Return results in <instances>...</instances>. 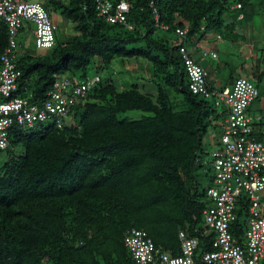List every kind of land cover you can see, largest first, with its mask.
<instances>
[{"label": "trees", "instance_id": "1", "mask_svg": "<svg viewBox=\"0 0 264 264\" xmlns=\"http://www.w3.org/2000/svg\"><path fill=\"white\" fill-rule=\"evenodd\" d=\"M126 1L131 29L100 18L95 0H42L72 22L74 33L60 39L56 25L55 43L43 51L23 50L18 40L15 94L41 105L56 75L97 80L61 127L51 120L9 127L8 145L0 149L6 153L0 161V264H139L123 243L130 228L145 230L171 256L181 253L183 230L197 238L194 257L205 264L200 255L213 239L203 219L213 179L205 139L221 127L226 109L191 93L179 47L212 32L221 38L231 5L249 0ZM153 7L166 30L156 26ZM176 28H186V35ZM7 41L0 21V53ZM114 60L143 66L151 90L116 82L110 71L99 75ZM133 110L142 113L126 114ZM247 206L242 192L231 228L236 237L245 229Z\"/></svg>", "mask_w": 264, "mask_h": 264}, {"label": "built area", "instance_id": "2", "mask_svg": "<svg viewBox=\"0 0 264 264\" xmlns=\"http://www.w3.org/2000/svg\"><path fill=\"white\" fill-rule=\"evenodd\" d=\"M95 8L97 15L108 23L132 28L127 20L130 4L126 0H95ZM153 12L156 26L166 30V24L158 23L154 7ZM0 21L8 29V41L0 53V149H4L8 145V129L13 124L31 127L36 122L50 120L58 127L66 124L73 105L86 94L97 76L78 80L56 75L41 105L15 94L20 76L15 63L20 52L17 36L26 28L34 48L46 50L55 43L56 25L48 9L38 0H0ZM175 32L185 36L187 29L176 28ZM179 53L191 93L212 98L216 105L223 104L226 109L218 144L209 154L213 179L206 190L209 204L203 210L204 223L213 232V239L210 249L200 255V260L205 264H264V141L254 136L246 115V108L257 97L258 89L249 79L238 76L230 90H216L208 85L207 72L190 55L186 45L179 47ZM200 55L217 56L215 51L206 49H201ZM242 192L248 198V206L240 238L233 235L231 228L236 218L237 199ZM178 237L181 253L177 256L156 248L143 229L126 230L123 243L131 258L139 264H199L194 257L197 238L183 230L178 232Z\"/></svg>", "mask_w": 264, "mask_h": 264}, {"label": "crops", "instance_id": "3", "mask_svg": "<svg viewBox=\"0 0 264 264\" xmlns=\"http://www.w3.org/2000/svg\"><path fill=\"white\" fill-rule=\"evenodd\" d=\"M230 12H233V14L225 16L227 26L224 35L230 34L231 36L228 40H224L226 42L224 45L226 47L224 58H220V47L216 44V40L224 39L223 35L219 39L215 37L216 40L208 39L207 36L200 40L196 38V40H192L187 44V48L190 55L207 72V81L210 87L216 90L226 91L229 88L228 83L222 77L227 68L232 71L235 68L233 63H236V59H234L236 54L230 53V48L237 47V44H239V42L236 43V38H234L237 37V31L240 32L239 36L250 44L252 54L248 65H251V67L249 70H245V73L252 78L253 82L256 81L258 83L256 85L258 95L246 108V115L250 119L254 136L264 141V70L261 69L264 59V0H249L242 7H237L236 3H234L231 5ZM198 42L202 43L201 46ZM201 49L215 51L217 55L215 58H220L221 61L215 62L214 64L210 63L200 55ZM238 76L240 75L234 73L231 81L233 82ZM260 85L261 88L259 87ZM213 142V144L217 142L216 137L213 139Z\"/></svg>", "mask_w": 264, "mask_h": 264}, {"label": "rangeland", "instance_id": "4", "mask_svg": "<svg viewBox=\"0 0 264 264\" xmlns=\"http://www.w3.org/2000/svg\"><path fill=\"white\" fill-rule=\"evenodd\" d=\"M42 3V0H38ZM45 7V6H44ZM233 12L231 13L229 11L228 15H232ZM50 16L52 21L55 23V25H57L58 27V37L60 39L68 37L69 35H72L74 33L73 29H72V22L66 18L61 17V15L57 12H50ZM29 33V31H26V28L24 30V32L20 33L17 36V39L19 41H22L24 44H22V49L24 50V48L30 47V48H34V44H33V40L31 39H24L26 37V35ZM240 32L237 31V37L236 38V43L239 42V44H237V47L234 48H230V53H234L236 54L234 56V59H236V63H233V66L235 67L234 70H229V68L226 69L225 74L222 78H224V81H226L228 83V89H226V91L230 90L232 87L233 82L231 81V77L234 75V73L236 75H240L242 77H245L247 79H249L250 81L253 82L252 78H250V76H248L245 73V70H249L251 65H248L251 54H252V50L250 47V44L248 42H246L244 39H242L239 36ZM208 39L211 40H216L215 39V32L209 33L208 35H206ZM231 35L230 34H223V38L222 40H216V44H218V46L220 47L219 50V56L220 58H224L225 57V53H226V47H224V45L226 44V42H224V40H228L229 37ZM179 38V37H178ZM181 39V38H179ZM198 44L201 46V42H198ZM209 48V47H207ZM22 49L19 48L20 51H22ZM240 49V51H239ZM255 54V52H254ZM253 54V55H254ZM205 59H207L210 63L214 64L215 62L221 61L220 58H211V57H203ZM242 62V63H240ZM132 64V63H131ZM242 65V67H241ZM110 67V68H109ZM107 67L106 69L102 68L99 69L98 73L99 75H101L102 77L107 76V74L109 73L108 71L112 72V76L115 78V81L118 82L120 80H126L129 83L132 82H138L140 84L144 83L145 86V90H151V88L153 87V84L146 82V79L144 80L146 74H145V69L143 66L140 65L139 68H131V65H124L122 66L120 63H118V61L114 60L112 61L111 65ZM127 67V68H124ZM261 69L264 70V59L262 61V66ZM92 73H94V68L92 67L90 70V74L92 75ZM255 85H258V83L256 81L253 82ZM261 88V85L259 86ZM209 101H213L212 99H208ZM223 107V105H218L217 106V110H221V108ZM141 111L138 110H133V111H128L126 112L127 115L131 116V117H139L141 115ZM70 117L68 119V122L70 121ZM218 122L221 123V127L218 129H212L210 131V134L207 136V138L205 139V143H206V147L207 150L210 151L211 149H213V139L214 137H218L220 132L222 131V124H223V120L220 119ZM6 158V153L4 151H2L0 153V161L5 160ZM206 160L209 161V155H206ZM208 164V163H207ZM208 165H204V168H207Z\"/></svg>", "mask_w": 264, "mask_h": 264}]
</instances>
